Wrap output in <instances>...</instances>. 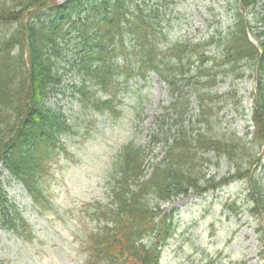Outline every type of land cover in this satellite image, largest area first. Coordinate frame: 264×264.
I'll use <instances>...</instances> for the list:
<instances>
[{"label":"trees","instance_id":"1","mask_svg":"<svg viewBox=\"0 0 264 264\" xmlns=\"http://www.w3.org/2000/svg\"><path fill=\"white\" fill-rule=\"evenodd\" d=\"M166 1L0 0L1 228L29 227L8 197L6 181L20 183L40 213L50 212L39 176L50 155L66 148L60 140L73 125L48 98L69 91L95 112L115 111L122 79L146 78L149 72L166 85L168 103L154 119L147 147L132 141L123 147L108 199L83 203L80 216L88 226L77 229L79 264H161L174 223V209L166 212L162 204L191 193L201 197L232 179L248 184V210L264 222L258 173L264 162V0H235L228 30L197 41L176 36L169 18L162 23ZM245 70L255 73V84L252 129L242 137L219 126L223 95L211 90L220 75L241 76ZM152 154L147 175L144 163ZM212 155L228 161L234 172L208 177Z\"/></svg>","mask_w":264,"mask_h":264},{"label":"rangeland","instance_id":"2","mask_svg":"<svg viewBox=\"0 0 264 264\" xmlns=\"http://www.w3.org/2000/svg\"><path fill=\"white\" fill-rule=\"evenodd\" d=\"M64 1L67 0H58ZM235 3V0H169L162 23L169 18L178 37L193 41L208 39L212 34L226 32L233 24ZM249 16L253 18V14ZM211 49L214 53L215 46ZM63 72L60 68L59 73ZM254 75L251 70H245L241 76L220 75L221 83L211 90L223 95V102L218 104L219 126L235 129L242 137L252 129ZM76 79L73 77L72 81ZM65 82H69L68 76H63ZM231 88L235 90L228 95ZM119 89V101L111 112H95L69 91L48 98V105L60 106L73 125L70 135L61 137L66 148L50 155L46 170L39 176V183L50 198V212L40 213L20 183L5 182L8 197L28 219L29 227L20 232H7L0 227V264L80 263L77 229L86 230L88 226L80 216L83 203L108 199L112 172L119 168L123 147L130 141L135 147L150 144L154 119L169 100L166 85L154 72L147 73L146 78H124ZM195 104L193 100L192 111ZM176 130L173 126L172 133ZM212 156L206 167L208 177L221 179L234 172L228 161ZM153 158L152 154L144 163L147 175ZM259 168L260 182L264 185V162ZM247 196L248 184L232 179L220 190L204 196L191 193L163 203L166 212L174 209V223L161 264H264V222L249 212L251 202ZM232 202L233 207L227 206Z\"/></svg>","mask_w":264,"mask_h":264}]
</instances>
